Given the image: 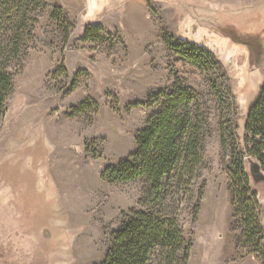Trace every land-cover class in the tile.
<instances>
[{"label":"rangeland","instance_id":"rangeland-1","mask_svg":"<svg viewBox=\"0 0 264 264\" xmlns=\"http://www.w3.org/2000/svg\"><path fill=\"white\" fill-rule=\"evenodd\" d=\"M172 1L148 0L144 19H130L138 28L130 37L103 25L99 37L87 38L86 27L101 23L72 18L65 0H46L25 24L3 18L0 66L12 73L13 89L0 122V264L105 260L124 213L143 208L146 181L111 182L102 173L136 151L139 132L161 110L157 102L134 104L177 83L198 91L209 118L204 166L180 217L192 245L188 264H264V240L253 251L237 221L220 130L223 117L231 120L244 141L248 111L264 84V0H223L235 10L206 14L202 22L192 13L200 33L185 32L183 6ZM4 10L0 5V17ZM18 39V51L7 48ZM181 40L204 44L218 71L190 63L171 45ZM213 84L230 90L231 109L221 106ZM83 103L88 108L76 112ZM253 162L247 158L246 170L264 229V175Z\"/></svg>","mask_w":264,"mask_h":264},{"label":"trees","instance_id":"trees-1","mask_svg":"<svg viewBox=\"0 0 264 264\" xmlns=\"http://www.w3.org/2000/svg\"><path fill=\"white\" fill-rule=\"evenodd\" d=\"M45 1L0 0L5 9L0 17L1 27L5 25L3 18L9 14L8 22L15 24L16 18H23L24 24L27 23L30 13L47 7ZM54 10L57 17L62 15L61 5L55 4ZM66 23L70 27L71 24ZM104 30L102 24L88 25L86 37H99ZM20 45L18 39L7 48L14 47L18 51ZM171 45L205 72L220 68L214 53L204 46L184 40ZM3 47L1 44L4 50ZM257 51L260 57L262 50ZM213 85L221 106L231 109L230 90L225 86L219 90ZM12 89V73L7 66H0V122ZM152 102L160 103L161 110L152 115L146 128L139 132L136 151L117 166L106 167L102 173V178L111 182L145 180L146 187L141 202L143 208L124 213L121 227L113 233L112 246L100 264H151L153 258L157 264H188L190 259L192 245L184 235L180 217L184 206L192 199L195 181L204 166L209 118L198 91L181 83L173 90L154 95L147 103L138 102L134 106L153 105ZM87 108L88 103H83L75 111L80 113ZM220 130L222 148L226 153L230 151L229 175L237 221L253 251H260L264 240L261 204L252 188L246 160H256L264 173V84L259 98L248 111L244 141L239 140L231 120L223 117Z\"/></svg>","mask_w":264,"mask_h":264},{"label":"crops","instance_id":"crops-1","mask_svg":"<svg viewBox=\"0 0 264 264\" xmlns=\"http://www.w3.org/2000/svg\"><path fill=\"white\" fill-rule=\"evenodd\" d=\"M65 3L64 10L72 18L80 16L81 21L88 18L91 21L99 22L110 31L120 32L124 37L126 33L129 37L134 36V30H138L130 24V19L143 20L145 14L149 12L148 0H86V4H83V0H65ZM172 3L183 6L186 33L187 31L192 33V30L200 33V30L203 29L200 22L195 24L192 13H196V19L202 22L206 14L216 15L219 11L233 12L235 10V4H227L223 0H174ZM183 37L190 39L188 36ZM190 41L197 43L192 39ZM198 45L200 46V44ZM70 60L69 58L67 61Z\"/></svg>","mask_w":264,"mask_h":264},{"label":"water","instance_id":"water-1","mask_svg":"<svg viewBox=\"0 0 264 264\" xmlns=\"http://www.w3.org/2000/svg\"><path fill=\"white\" fill-rule=\"evenodd\" d=\"M252 165H253V171L255 173H257V174H263L264 175L263 171L261 170V167H260L259 163L256 160H254V162L252 163Z\"/></svg>","mask_w":264,"mask_h":264},{"label":"bare ground","instance_id":"bare-ground-1","mask_svg":"<svg viewBox=\"0 0 264 264\" xmlns=\"http://www.w3.org/2000/svg\"><path fill=\"white\" fill-rule=\"evenodd\" d=\"M211 212H212V211H211ZM210 217H211V216H210ZM207 218H208V216H207ZM212 218H213V217H212ZM209 221H210V219H209ZM207 237H209V236H207ZM225 244H227V243H225ZM202 247H203L204 250H206V248L208 247V243L205 242V239H204V243H203Z\"/></svg>","mask_w":264,"mask_h":264}]
</instances>
